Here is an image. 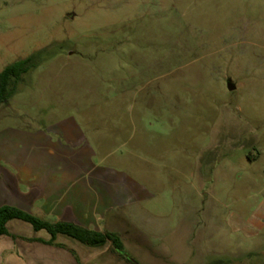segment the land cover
Here are the masks:
<instances>
[{
    "label": "rangeland",
    "instance_id": "1",
    "mask_svg": "<svg viewBox=\"0 0 264 264\" xmlns=\"http://www.w3.org/2000/svg\"><path fill=\"white\" fill-rule=\"evenodd\" d=\"M30 56L0 130L74 120L93 164L148 190L123 256L264 264V0H0V72ZM7 227L0 264L66 263ZM84 249L76 264H117Z\"/></svg>",
    "mask_w": 264,
    "mask_h": 264
},
{
    "label": "crops",
    "instance_id": "2",
    "mask_svg": "<svg viewBox=\"0 0 264 264\" xmlns=\"http://www.w3.org/2000/svg\"><path fill=\"white\" fill-rule=\"evenodd\" d=\"M94 154L74 120L53 122L41 131L16 127L0 130V206L16 207L50 223H73L136 241L131 232L141 231L139 222L150 215L144 204L152 197L130 178L93 164ZM135 220L139 222L132 223ZM44 233L46 239H29L47 242L50 236ZM70 240L57 236L52 245L30 242L66 250L67 256L62 255L65 264H76L79 253L93 247ZM97 248H103L117 264H129L111 253L109 243Z\"/></svg>",
    "mask_w": 264,
    "mask_h": 264
},
{
    "label": "trees",
    "instance_id": "3",
    "mask_svg": "<svg viewBox=\"0 0 264 264\" xmlns=\"http://www.w3.org/2000/svg\"><path fill=\"white\" fill-rule=\"evenodd\" d=\"M34 56L17 60L5 66L0 72V107L4 106L14 95L16 86L23 75L37 66ZM12 220H18L29 224L35 232L44 231L50 239L47 242L42 240L27 239L28 241H39L44 244L52 245L57 236H65L86 247H102L109 243L113 251L123 256V244L119 236L115 233H100L93 230L82 228L68 222L50 223L16 207L3 205L0 206V237L7 236L12 239L17 237L9 233L7 224ZM127 261L133 260L123 256ZM136 264V263H134Z\"/></svg>",
    "mask_w": 264,
    "mask_h": 264
},
{
    "label": "water",
    "instance_id": "4",
    "mask_svg": "<svg viewBox=\"0 0 264 264\" xmlns=\"http://www.w3.org/2000/svg\"><path fill=\"white\" fill-rule=\"evenodd\" d=\"M227 89H228V90H232L233 87H232L231 85L228 84V85H227Z\"/></svg>",
    "mask_w": 264,
    "mask_h": 264
}]
</instances>
